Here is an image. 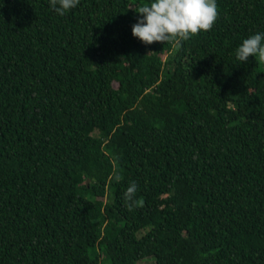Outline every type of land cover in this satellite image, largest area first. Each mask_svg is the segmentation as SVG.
<instances>
[{
	"label": "trees",
	"instance_id": "1",
	"mask_svg": "<svg viewBox=\"0 0 264 264\" xmlns=\"http://www.w3.org/2000/svg\"><path fill=\"white\" fill-rule=\"evenodd\" d=\"M150 2L0 0V264H264V0L179 49Z\"/></svg>",
	"mask_w": 264,
	"mask_h": 264
},
{
	"label": "clouds",
	"instance_id": "2",
	"mask_svg": "<svg viewBox=\"0 0 264 264\" xmlns=\"http://www.w3.org/2000/svg\"><path fill=\"white\" fill-rule=\"evenodd\" d=\"M80 0H49V6L57 15L64 16L76 7ZM142 14L131 28L133 37L143 44L171 43L177 49L184 41L201 32L211 31L218 19L216 0H151L136 9ZM236 59L245 63L249 57H257L264 63V33H256L244 39L235 53ZM137 185L132 182L124 193L129 210L135 204Z\"/></svg>",
	"mask_w": 264,
	"mask_h": 264
},
{
	"label": "rangeland",
	"instance_id": "3",
	"mask_svg": "<svg viewBox=\"0 0 264 264\" xmlns=\"http://www.w3.org/2000/svg\"><path fill=\"white\" fill-rule=\"evenodd\" d=\"M100 258H102V255L101 254L99 256V259ZM99 262H100L99 264H108L106 259H104V261H101V259H100ZM137 264H153V261H152V259L150 257H145V258L139 260L137 262Z\"/></svg>",
	"mask_w": 264,
	"mask_h": 264
},
{
	"label": "water",
	"instance_id": "4",
	"mask_svg": "<svg viewBox=\"0 0 264 264\" xmlns=\"http://www.w3.org/2000/svg\"><path fill=\"white\" fill-rule=\"evenodd\" d=\"M85 181L87 182V179Z\"/></svg>",
	"mask_w": 264,
	"mask_h": 264
}]
</instances>
